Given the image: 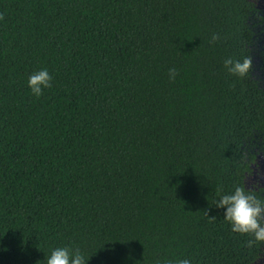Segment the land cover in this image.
I'll return each instance as SVG.
<instances>
[{"label":"trees","instance_id":"trees-1","mask_svg":"<svg viewBox=\"0 0 264 264\" xmlns=\"http://www.w3.org/2000/svg\"><path fill=\"white\" fill-rule=\"evenodd\" d=\"M0 14V264L65 246L87 264H264L215 206L264 188V0H0ZM248 55L250 76L225 68Z\"/></svg>","mask_w":264,"mask_h":264},{"label":"clouds","instance_id":"clouds-1","mask_svg":"<svg viewBox=\"0 0 264 264\" xmlns=\"http://www.w3.org/2000/svg\"><path fill=\"white\" fill-rule=\"evenodd\" d=\"M0 19L3 15L0 14ZM219 37L213 35L212 41ZM224 66L229 73L245 77L252 72V57L246 56L243 61L228 58L224 61ZM175 68L169 69V79L174 80L177 75ZM52 76L47 69L33 73L28 79L31 92L36 97L43 94V89L52 87ZM254 185L253 189L236 187L231 194L222 195L215 203L217 208H225L224 219L231 224V230L235 233L247 234L252 237L247 243L249 247L259 243H264V188ZM259 193V195H258ZM210 219H215L212 217ZM84 255L79 248L58 247L52 250L50 256L46 258V264H87ZM166 264H191L189 259H177L167 261Z\"/></svg>","mask_w":264,"mask_h":264},{"label":"flooded vegetation","instance_id":"flooded-vegetation-1","mask_svg":"<svg viewBox=\"0 0 264 264\" xmlns=\"http://www.w3.org/2000/svg\"><path fill=\"white\" fill-rule=\"evenodd\" d=\"M264 43L259 44L258 51L261 52V54H264L263 51H261V45ZM255 69H256V74L258 75V78L261 79V82L263 83L264 86V55L259 56L258 58H255Z\"/></svg>","mask_w":264,"mask_h":264}]
</instances>
